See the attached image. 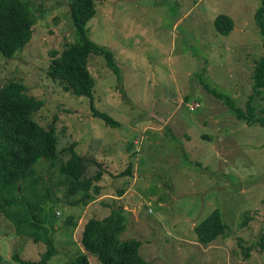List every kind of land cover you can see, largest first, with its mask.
Returning a JSON list of instances; mask_svg holds the SVG:
<instances>
[{
    "label": "rangeland",
    "instance_id": "1",
    "mask_svg": "<svg viewBox=\"0 0 264 264\" xmlns=\"http://www.w3.org/2000/svg\"><path fill=\"white\" fill-rule=\"evenodd\" d=\"M69 1L33 0L30 42L12 58L0 53V85L17 79L44 100L34 118L46 128L54 122L59 137L54 164L42 158L35 165L44 176L39 188L50 187L53 198L47 227L57 253L48 264H70L83 252L85 223L119 207L126 217L119 238L140 240L148 264H264V126L239 119L208 91L245 107L263 54L255 22L260 0H96L89 35L113 52L119 74L103 55L91 56L94 104L118 127L93 116L90 97L66 91L47 73L51 53L75 38ZM218 13L234 20L230 33L215 30ZM253 105L264 118V88ZM71 142L103 163V189L87 202L79 201L82 193L65 196L59 183ZM129 161L131 173L120 175ZM98 169L90 161L87 175ZM214 209L225 227L204 245L194 227ZM46 249L0 211L1 264H18L14 254L38 261Z\"/></svg>",
    "mask_w": 264,
    "mask_h": 264
},
{
    "label": "trees",
    "instance_id": "2",
    "mask_svg": "<svg viewBox=\"0 0 264 264\" xmlns=\"http://www.w3.org/2000/svg\"><path fill=\"white\" fill-rule=\"evenodd\" d=\"M32 5L33 0H0V53L5 58H12L30 42L36 20ZM96 5V0L69 1V18L75 38L72 42H66L60 52L55 50L51 53L52 61L47 73L59 79L66 91L76 96L90 97L93 116L102 119L106 125L118 127V120L107 112L99 111L94 104L96 80L89 70L91 56L103 55L108 67L119 74L113 52L90 38L88 22L95 16ZM255 22L263 36V54L255 60L253 91L245 107L234 104L230 95L214 88L208 91L230 106L239 119L246 120L248 124L258 122L264 126V118L255 115L253 105L255 96L264 88V0H260L255 10ZM213 24L215 30L223 35L230 33L235 26L234 20L225 13H218ZM43 106L44 100L30 94L22 81L9 79L0 85V211L14 222L19 233L32 236L36 242L44 241L47 246L38 261L24 260L14 254L13 259L18 264H48L57 253L47 227L54 212L52 191L50 187L39 188L44 176L35 170L36 163L42 158L50 160L52 165L60 154L54 122L46 128L34 118V114ZM68 149L70 155L60 162L59 174L63 177L59 178V183L63 185L65 196L82 193L79 201L87 202L103 189L98 183L103 175V163L76 151L74 142L70 143ZM90 161L100 166L93 175H87ZM132 167L133 163L129 161L120 175L131 173ZM119 192L123 194L125 188ZM124 211L122 207L114 208L102 219L90 218L81 234L83 252L70 264H90V255L97 257L101 264H148L139 253L140 240L119 238L126 229ZM71 220L68 217L67 222ZM22 225H27V228ZM224 227L219 210H212L194 227L197 242L209 244L221 235ZM30 228L35 229L32 231ZM260 246H263V237L260 238ZM1 261L0 253V264Z\"/></svg>",
    "mask_w": 264,
    "mask_h": 264
},
{
    "label": "built area",
    "instance_id": "3",
    "mask_svg": "<svg viewBox=\"0 0 264 264\" xmlns=\"http://www.w3.org/2000/svg\"><path fill=\"white\" fill-rule=\"evenodd\" d=\"M195 107L197 106V104L194 105ZM194 106H192V108H194Z\"/></svg>",
    "mask_w": 264,
    "mask_h": 264
}]
</instances>
